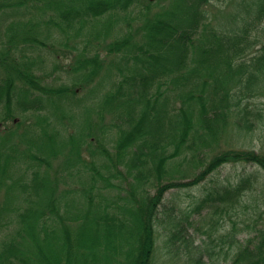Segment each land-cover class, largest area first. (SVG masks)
<instances>
[{"label":"trees","instance_id":"16d2710c","mask_svg":"<svg viewBox=\"0 0 264 264\" xmlns=\"http://www.w3.org/2000/svg\"><path fill=\"white\" fill-rule=\"evenodd\" d=\"M263 100L264 0H0V264H264Z\"/></svg>","mask_w":264,"mask_h":264},{"label":"rangeland","instance_id":"374dc122","mask_svg":"<svg viewBox=\"0 0 264 264\" xmlns=\"http://www.w3.org/2000/svg\"><path fill=\"white\" fill-rule=\"evenodd\" d=\"M57 77H60L61 75L56 74ZM64 81H66L65 79H63ZM264 103V100L262 101ZM260 103L259 107L262 108V110H264V104ZM223 139L225 140L226 137L223 136ZM234 140V136H231L230 139V143L229 145H233L234 147L237 148H248L250 146H254L257 150L261 149L262 147L264 148V128H260L258 129L254 135L253 138H249V140ZM245 171H251L255 173V176H257L259 179H263V172L258 169V167L256 166H251V165H243L242 163H228L223 165L218 171H216L214 173V175L212 176L214 181H217L219 183L225 182L229 179H232L236 176H238L240 173L245 172ZM177 190H175L174 192L176 193ZM194 193H197L196 191H191V190H186V189H181L179 191V196L184 198V199H190L192 198V195H194ZM190 197H188V195ZM173 198H178V195H173ZM179 199V198H178ZM164 242V236L163 233L157 235V257H156V264H161L162 261H164V259L166 258V248L163 245ZM182 259H179L178 262H182ZM177 262V263H178ZM183 264V263H181Z\"/></svg>","mask_w":264,"mask_h":264}]
</instances>
